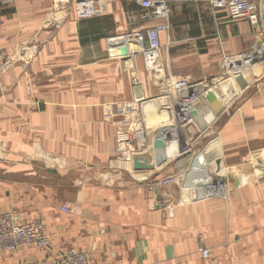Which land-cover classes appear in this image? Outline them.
I'll return each mask as SVG.
<instances>
[{
  "label": "crops",
  "instance_id": "0c3cea01",
  "mask_svg": "<svg viewBox=\"0 0 264 264\" xmlns=\"http://www.w3.org/2000/svg\"><path fill=\"white\" fill-rule=\"evenodd\" d=\"M81 1L0 8V48L27 60L0 75V212L40 220L49 239L47 250L0 252V264L70 249L97 264H264V73L223 66L225 58L264 52L262 24L253 29L202 2H171L152 71L127 39L158 24L142 18L139 0H93L99 15L78 19ZM180 78L199 84L208 130L195 124L194 138L196 131L207 138L178 159L166 151L155 166L150 145L168 128L147 122L170 97L168 81ZM134 98L147 114L143 145L118 155L115 132L128 121L116 109ZM195 159L204 171H193ZM254 168L262 169L255 179ZM171 176L175 184L160 183ZM221 178L226 192L205 195L204 181Z\"/></svg>",
  "mask_w": 264,
  "mask_h": 264
},
{
  "label": "built area",
  "instance_id": "2783aa9c",
  "mask_svg": "<svg viewBox=\"0 0 264 264\" xmlns=\"http://www.w3.org/2000/svg\"><path fill=\"white\" fill-rule=\"evenodd\" d=\"M16 0H0V8H6L13 5ZM57 5H66L68 0H53ZM182 0H139L140 6L146 11L142 17L144 20L157 21L158 24L145 31L134 30L127 39L133 42L142 50L147 58V66L154 71V57L160 48L159 37L167 30V19L169 15V4ZM189 2H202L208 4L211 8L223 11L232 21H245L251 28L255 29L261 25V10L263 3L261 0H184ZM74 12L78 19H87L99 15L100 10L96 7L93 0H83L74 4ZM146 40V44L144 41ZM264 60V52L254 49L248 54H240L231 59L225 58L223 66L226 69H242L255 64L257 61ZM17 62L25 67L27 60L19 54L10 55L0 48V75L11 71ZM133 88L137 86V79L134 74L131 75ZM207 84V83H202ZM198 83L195 84L186 79H172L168 81L167 87L173 95L174 107L173 123L164 125V128L173 129L170 133H164V143L170 145L176 143L175 156H186L191 147V139L182 136L181 129L184 127H194L198 123L201 114L196 105L199 101L200 91ZM170 95V96H171ZM166 110V109H164ZM168 110V109H167ZM116 112L119 116L127 119L126 127L118 128L115 132V149L118 155H130L134 153L135 145H143L144 121L143 112L140 107L139 99L134 98L118 105ZM176 135H172L173 132ZM159 134V132H158ZM157 135V134H156ZM190 139V140H189ZM152 149V143L150 145ZM197 167H192L193 171H199L203 168L200 160L194 162ZM178 181L176 176L162 179V185L175 184ZM212 182V181H211ZM208 182L207 194L224 192L222 183ZM216 191V192H215ZM61 211L69 213L66 206L61 207ZM21 248H36L47 250L49 248V239L45 232V226L39 220L25 221L15 211L0 212V252H14ZM203 259L208 258V251L204 248L198 249ZM22 264H97L92 261L86 252L70 249L51 259H42L38 261L25 262Z\"/></svg>",
  "mask_w": 264,
  "mask_h": 264
},
{
  "label": "rangeland",
  "instance_id": "374dc122",
  "mask_svg": "<svg viewBox=\"0 0 264 264\" xmlns=\"http://www.w3.org/2000/svg\"><path fill=\"white\" fill-rule=\"evenodd\" d=\"M253 65H254L253 70H252L253 75L254 76H258V78H261L262 77L261 75H263V73H264V60L257 61V62H255V64H252L251 66H253ZM254 72H255V74H254ZM240 76L242 77V75H239L238 74L234 78H236V77L239 78ZM171 102H173V95H171L170 97H166L163 100H160V104L162 103V106L160 108L163 109L161 111V113H159L157 111V108L155 107V104L154 103H152V102L150 103V105H153V107H152L153 109L151 108V110H154L155 112L157 111L156 112L157 115L154 114V113L153 114L150 113L152 115L149 116L150 121H148L149 123L147 122V124H148V126L151 129L161 128V126L163 127L164 125H169V124H172L173 123V111H174L173 107H174V105ZM202 106H204V108H206L205 107V104L202 105ZM164 109H166V110H164ZM158 113L161 114V115H158ZM143 115H144V117L147 116L146 113H143ZM212 126H213V123L211 122L210 125H209V131L210 132L212 131ZM181 133H182V136H184V137L191 136V134H192V137H193L194 136V133H195V127H189V126L184 127V128L181 129ZM196 133L197 134L195 136V139L192 138L190 140L191 141L190 142L191 144L197 143L198 141L201 142L202 139H206L207 138L206 135L203 134V132L199 134V131H196ZM175 157H176L175 159L180 158V156H175ZM259 169L258 168H254L253 169V171H252V177L251 178L255 179V178H257L260 175V173L262 172V169L261 170H259ZM222 179L223 178H221L220 180H216V183H222L221 186H223L222 188L224 189V192H219V191L216 192L215 191L216 193H213V194L223 195L226 192L227 184L224 181H222Z\"/></svg>",
  "mask_w": 264,
  "mask_h": 264
},
{
  "label": "water",
  "instance_id": "95a60500",
  "mask_svg": "<svg viewBox=\"0 0 264 264\" xmlns=\"http://www.w3.org/2000/svg\"><path fill=\"white\" fill-rule=\"evenodd\" d=\"M261 24L262 27L264 28V8H262L261 10ZM119 54L120 56H125L127 54V50L125 47H121L119 49ZM229 80H224L218 84H224L225 82H227ZM217 84V87L215 88V92L217 93V95H220V90H219V85ZM206 99L208 100L209 103L213 104L215 102V98L213 97L212 93H208L206 95ZM198 111H200L201 113H204L205 108L202 106L201 103H197L196 105ZM168 144H165L163 142V140L161 138H155L152 142V151H153V156H154V163L156 166H160L162 164V162L164 161V156L166 153V148H167ZM138 167V166H137ZM136 167V169H137ZM192 167H197V165L195 163H192ZM200 186H202L200 184Z\"/></svg>",
  "mask_w": 264,
  "mask_h": 264
},
{
  "label": "bare ground",
  "instance_id": "6f19581e",
  "mask_svg": "<svg viewBox=\"0 0 264 264\" xmlns=\"http://www.w3.org/2000/svg\"><path fill=\"white\" fill-rule=\"evenodd\" d=\"M263 8H264V7H263ZM250 66H251V65H250ZM253 66H254V65H253ZM254 74H255V72H254ZM149 105H150V103H149ZM149 107L152 108L153 105H150ZM151 111H154V110H151ZM154 112H155V111H154ZM151 113H152V112H151ZM197 121H198V123H195V124L198 126L197 128H199L200 132H201L202 130H204V131H207V130H208V128H207V124L204 125V124L202 123V121L200 120V118H199V120H197ZM171 130L173 131V129L169 128V129H167L166 131L169 132V131H171ZM172 131H171V132H172ZM199 134H200V133H199ZM203 134H204V132H203ZM172 135H176V132L174 131V132L172 133ZM158 137L161 138V139L163 140V142L165 141V140H164V134H162V136H161V135H160V136H156V138H158ZM188 137H189L190 139H191V138L195 139L194 136L192 137V134H191V136H188ZM186 139H187V137H186ZM190 139H189V140H190ZM187 140H188V139H187ZM193 141H194V140H193ZM176 148H177V147H176V143L173 142V143H171L170 145L167 146L166 151L171 152V153L174 154V153H176ZM168 155H169V154H168ZM169 156H170V155H169ZM164 160H165V157H164ZM152 162H154V158H153V157H152ZM155 166H156V165H155ZM201 168H204V167H201ZM205 169H206V167H205ZM205 169H204V170H205ZM201 170L204 171L203 169H201ZM205 183H206V182L204 181L203 188H206V189H204V191H205V195H206V194H207V191H206V190L209 189V188H207V186L205 185Z\"/></svg>",
  "mask_w": 264,
  "mask_h": 264
}]
</instances>
